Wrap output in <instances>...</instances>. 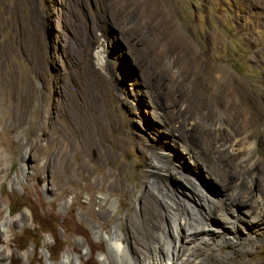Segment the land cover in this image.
<instances>
[{"label":"rangeland","instance_id":"374dc122","mask_svg":"<svg viewBox=\"0 0 264 264\" xmlns=\"http://www.w3.org/2000/svg\"><path fill=\"white\" fill-rule=\"evenodd\" d=\"M217 78L251 100L264 94V0H0V153L10 162L0 167V251L11 255L0 264H62L67 251L73 264L78 258L102 264L104 252L89 253L86 239L107 249L101 235L121 231L125 208L118 195L93 194L96 177L84 181L80 164L100 177L120 171L125 186L136 190L140 172L149 176L151 158L141 139L155 144L169 135V124L188 125L191 137L212 148L207 115L216 113L223 123L218 104L227 92L209 83ZM257 100L251 105L261 109L262 124L244 132L255 133L256 151L246 155L264 166L257 140L264 96ZM239 105L234 113L247 108ZM220 124L214 130L225 127ZM167 142L171 151L161 143L158 152L215 198L208 209H216L226 200L221 184ZM101 206L109 218H100ZM219 218L208 221L215 237L223 232ZM239 234L236 247L219 241L212 252L205 248L199 264H221L220 252L230 255L226 264H257L264 246L248 245L245 231Z\"/></svg>","mask_w":264,"mask_h":264},{"label":"bare ground","instance_id":"6f19581e","mask_svg":"<svg viewBox=\"0 0 264 264\" xmlns=\"http://www.w3.org/2000/svg\"><path fill=\"white\" fill-rule=\"evenodd\" d=\"M96 54L97 59L102 60L101 50H98ZM209 83L227 88L226 95H223L225 98L222 97L218 104L220 110L224 112L221 119L223 123L220 124V118L216 116V113L209 112L207 115L213 124V128L210 130L214 131L215 145L212 148L205 147L201 143V139L198 138L199 136L191 137L190 134L194 128H190L188 125H173L174 127H172L169 124V135L163 136L164 133H162L166 140L162 141L160 135L161 139L159 138L155 144L141 139L139 143L142 146V151L150 153L151 156L150 180L149 176L141 171L139 178L141 180L136 183V190L125 186L120 171L115 174L105 173L104 177H100L97 176L96 171L87 170L85 172L86 168L80 164V168L84 169L82 171L84 181H89L93 176L96 177L97 185H90L93 194L96 190H100L107 192L110 196L118 195L121 199L120 203L125 208L121 213L125 215L126 223L121 231L111 232L107 236L101 235V238L106 240L107 249L102 245L92 246L93 243L89 244V239L86 237L89 253L97 248L104 252L99 258L102 264H199L198 261L203 256L205 248H209L212 252V247L219 241H227L236 247L241 229L246 233L245 240L248 245L264 246V166L260 160L255 161L247 157L246 154L249 153L252 156L256 151L252 142L255 133L248 135L244 133L253 129L256 131L262 124L259 120L261 109L256 105L257 103L254 104L256 107L251 103L264 94H254L251 96L253 97L251 100L250 94L245 90L237 86L229 87L228 80L224 82L217 78ZM183 84L188 87L191 82L183 80ZM188 92L191 95L192 92L190 90ZM236 97L241 99L239 103L236 102ZM238 104L246 106L245 111L234 113L233 110ZM160 123L165 124V121L162 120ZM218 124L225 127L214 130ZM147 128L151 133L152 130L157 131L155 125L149 124ZM191 138L195 141L191 142ZM257 140L264 147V132L258 136ZM167 141H172L183 150L186 156L189 155L192 164L200 171L201 175L204 176L206 173L214 183L221 184L226 200L219 201V206L216 209L212 211L208 209V200L213 202L215 198L199 190L190 177L177 170L174 167L175 160L173 161L169 154L158 152L160 148H163V144L164 149L171 151V144ZM122 143L123 139L120 140V144ZM156 152L158 153L156 154ZM173 153H176L175 156L178 158L182 157L177 151ZM180 154L182 153L180 152ZM242 156L244 157L241 160ZM239 160H241L240 163ZM9 164L7 155L1 152L0 167L5 169ZM102 169V165H99L98 170ZM25 173L26 167L18 175V179L21 180ZM171 184L177 185V187H171ZM143 186H146L145 190ZM178 188L188 190L191 193L190 198L186 199L177 194L179 191L176 189ZM79 197L77 196V199ZM101 208L100 218H109L111 213L106 211L103 206ZM208 210L209 214H207ZM212 217H220L221 220L219 223L223 232L219 233L218 237L214 236L216 231L208 223ZM9 223L8 219L7 224ZM5 226L7 225L1 224L3 229ZM94 231L100 235L96 227ZM220 253L221 264H226L230 255ZM9 256L11 257L6 252L0 251V262ZM75 260L73 253L67 251L63 255L62 264H73ZM78 262L82 264L80 258H78ZM254 262L263 264L264 256L257 260L255 258Z\"/></svg>","mask_w":264,"mask_h":264}]
</instances>
